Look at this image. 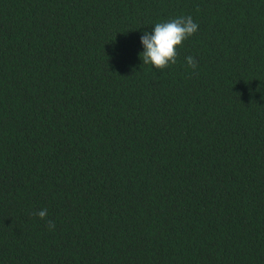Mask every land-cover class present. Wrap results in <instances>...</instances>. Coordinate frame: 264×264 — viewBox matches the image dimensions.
<instances>
[{
    "label": "trees",
    "instance_id": "trees-1",
    "mask_svg": "<svg viewBox=\"0 0 264 264\" xmlns=\"http://www.w3.org/2000/svg\"><path fill=\"white\" fill-rule=\"evenodd\" d=\"M0 264H264V0H0Z\"/></svg>",
    "mask_w": 264,
    "mask_h": 264
},
{
    "label": "clouds",
    "instance_id": "clouds-1",
    "mask_svg": "<svg viewBox=\"0 0 264 264\" xmlns=\"http://www.w3.org/2000/svg\"><path fill=\"white\" fill-rule=\"evenodd\" d=\"M198 24L191 16H180L167 22L156 23L153 31L145 32L141 37L144 51L140 59L145 65H152L157 70H164L174 65L178 57V48L198 31ZM187 65L195 69L197 62L191 56L185 58ZM41 220H46L49 230L55 228V223L47 220V209L35 213Z\"/></svg>",
    "mask_w": 264,
    "mask_h": 264
}]
</instances>
